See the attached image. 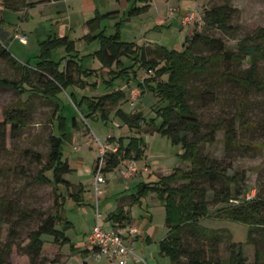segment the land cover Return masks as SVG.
Returning a JSON list of instances; mask_svg holds the SVG:
<instances>
[{"label": "rangeland", "instance_id": "obj_1", "mask_svg": "<svg viewBox=\"0 0 264 264\" xmlns=\"http://www.w3.org/2000/svg\"><path fill=\"white\" fill-rule=\"evenodd\" d=\"M165 3H167L165 15L168 18L164 17L163 22H157L155 19L159 16L158 11H163ZM0 4L9 8L25 7L20 0H0ZM222 5L229 6L233 11L230 23L233 31L227 34L216 29H208L203 23L205 10ZM10 14L11 17L16 18V23L13 24V20L10 19L0 24V41L19 63L33 67L38 61L40 49L39 42L30 33L33 22L23 21L20 26L23 12L18 15L12 12ZM190 14H195L196 19L183 24V19ZM115 23L106 21L102 23L101 29H105L108 35L112 34L115 31ZM263 27L264 0H153L151 10L147 9L144 13L132 18L129 23L121 24L119 32L121 41L133 42L137 46L149 44L162 45L167 49H181L184 38L192 36L197 31L210 38L221 39L228 50L234 51L241 39ZM15 29H18V34H24L29 41L25 44L14 41ZM80 36V34L72 35L70 40L81 59L82 69L94 70L98 77L107 78L106 71L101 70V64L93 54L99 47L98 42L87 43ZM195 53L206 55L209 52L206 48L199 47ZM65 55V47L56 48L51 53L52 60L60 65H63ZM121 61L124 65L131 64L126 58H122ZM247 67L248 63L241 66L220 65L206 74L192 78L187 84L189 104L202 125L203 133L208 131L210 124L220 121L226 122L227 127L235 130L233 149L225 151L224 130H220L215 135L214 143L205 145V152L217 160L220 166L229 167L228 175L238 179L236 187L243 191L241 198H251L256 194L264 197V94L238 88L232 82L222 79L220 74L225 71L239 75ZM135 73V80L130 74L129 81L114 79L110 86L99 82L96 87H70L62 91L55 100L60 106L61 116L66 119L64 129L66 138L61 148V159L70 167V172L64 176L68 185L58 183L55 186V193L60 197L59 214L73 224L65 231V235L74 243L81 239L82 232L88 226L95 224L92 188L94 168L102 148L104 152L116 150L117 145L108 143L109 138L122 139L125 146L131 139H138L145 143V146H143V158L135 162L133 165L135 171L129 177L121 175V171L128 169L127 161L122 162L112 172L104 173L106 181L99 188V209L102 215L101 223L104 226L106 225L105 217L111 208L115 205L118 207L120 204H129L126 197L135 193L138 184L154 182L160 175H168L174 168L187 166V163L181 161L178 156L181 153V147L173 145L167 137L153 132L147 125L151 119H154L155 124L160 122L155 111L163 104L151 91H144L134 107L130 106L127 96L117 106H107L109 116L105 122L99 116H86L83 119L68 98L70 93H74L79 101L82 97H97L113 90H120L126 94L130 88L137 87L138 81L154 78L152 73L141 68H136ZM20 74L18 69L0 62V77L19 80ZM258 76L264 79V61L259 63ZM167 77L163 74L161 79L166 81ZM33 83L37 85L36 80ZM29 94L28 92L21 97L12 90H0V122L3 121L4 111H9L16 103L29 100L27 126L17 135L9 134L6 140V151L0 148V248L7 243L13 245L11 254L5 259L4 264H29L24 246L28 242L29 234L37 229L41 220V218H33L29 221H21L14 213V207L40 211L43 218L57 210L52 186L32 183L31 178L39 171V167L24 154L25 151L36 152L43 156V163L47 161L48 139L51 135H57L56 122L53 120L55 103L47 101L37 93ZM81 109L86 113L84 106ZM118 109L128 114L140 113L145 124L141 125L139 131L130 130L115 117ZM72 117L76 120V127L71 125ZM46 175L51 176L50 173ZM121 198L124 199L120 202ZM206 201L210 206V214L207 219L200 221V226L207 230H215L223 237L213 250L204 239L184 233L185 246L209 250L214 259L223 261L229 254L227 248L229 243H241L243 255L251 264L254 259V247L246 242L248 228L226 218L217 219L216 210L222 206L213 204L211 192L207 193ZM146 209L153 213L154 224L159 226L155 240L157 242L165 236L167 228L164 209L153 196L142 198L140 203L132 206L131 220L138 225L140 216ZM253 237L260 241V233L254 234ZM82 247L87 249L86 240H83ZM258 247L264 249V244H259ZM54 250L56 248L51 249L46 245L42 256L49 261H56L58 255ZM136 254L145 261V264H169V259L159 254L157 243L150 247L147 254L138 251Z\"/></svg>", "mask_w": 264, "mask_h": 264}, {"label": "trees", "instance_id": "obj_2", "mask_svg": "<svg viewBox=\"0 0 264 264\" xmlns=\"http://www.w3.org/2000/svg\"><path fill=\"white\" fill-rule=\"evenodd\" d=\"M129 1L136 3V1L143 0ZM147 8V6L132 5L125 16L127 19L138 16ZM12 9L16 11L18 8L13 7ZM232 14L233 11L227 5L214 6L204 11V26L225 34L230 33L233 31L230 26ZM115 15L116 13H96L94 18L86 24L89 33L82 37V40L87 43L98 42L99 47L93 54L99 60L101 70L106 71L107 78L98 77L94 70L82 69L81 59L74 50L73 42L67 37H49L40 42L38 61L33 67L19 63L0 43V62L13 66L21 73L19 80L0 77V90H12L21 97L28 92L29 95L37 93L47 101L55 103L53 120L56 122L57 135H51L48 139L47 161L43 163V156L36 152L25 151L24 154L28 155L39 167V171L31 178L32 183L52 186L57 210L52 215L43 218L40 211L14 207V213L21 221L41 218L40 225L29 234L28 242L24 246L29 264L54 263L55 260L49 261L42 256L45 246L48 245L51 249L56 248L54 251L59 256V249L70 244L65 231L73 226L70 221L59 214L60 197L55 193V186L58 183L68 185L64 176L70 172L69 164L61 159V148L66 138L64 132L66 119L61 116L60 106L55 100L62 91L70 87H96L99 82L110 86L114 79L129 81L130 74L135 80L136 68L144 69L152 73L154 77L137 82L141 95L146 90L151 91L163 103L155 111L160 122L155 124L154 119H151L147 125L153 132L167 137L173 145L181 147V153L178 156L181 161L187 163V166L186 168H174L168 175L161 176L154 182L138 184L135 193L126 197L130 203L120 204L108 215V220L112 222L113 227H124L130 224L128 208L140 203L142 198L153 196L164 209L167 234L159 242V254L167 257L169 264H249L243 255L241 243H229L227 247L229 254L223 261L214 259L209 250L185 246L184 233L204 239L213 250L223 237L215 230H207L200 226V221L207 219L210 214L206 195L211 192L213 204L222 206L216 210L215 217L217 219L226 218L246 226L248 228L246 242L254 247V259L251 264H264V249L258 247L259 244H264V197L256 194L251 198H241L243 191L236 187L238 179L228 175L229 167L220 166L217 160L205 152V145L213 144L215 135L220 130H224L225 151L233 149L235 130L227 127L226 122L220 121L210 124L208 131L203 133L202 125L189 104L187 89L189 80L206 74L220 65L241 66L248 63V67L241 74L224 71L220 77L243 90H253L264 94V79L258 76L259 63L264 61V27L241 39L234 51L228 50L221 39L210 38L197 31L192 36L184 38L181 49H167L162 45L137 46L133 42L121 41L120 21L115 23L114 33L106 34V30L101 29L102 23L113 20ZM2 23L0 14V24ZM59 47H65L66 55L63 57V65L53 61L51 57L52 51ZM199 47L206 48L209 53L196 54L195 51ZM122 58H126L131 64L124 65ZM163 74L168 76L166 81L161 79ZM34 80L37 85H34ZM125 97V92L120 90H113L92 98L82 97L79 101L74 93L68 95L83 119L86 116H99L104 122L109 116L107 106L115 107ZM83 106L86 113L81 109ZM28 107L29 100H25L16 103L9 111L3 112V121L0 122L2 151H6V140L9 134L17 135L27 126ZM115 117L130 130L139 131L141 125L145 124L140 113L128 114L118 109ZM71 125L77 126L74 117L71 119ZM107 141L110 144H116L117 148L113 152H105L104 173L112 172L124 161L136 162L143 158L145 143L143 144L141 140L131 139L127 146L123 144L122 139L109 138ZM46 173H50L51 176L48 177ZM122 199L124 198L119 201L121 202ZM256 233H260L259 242L253 237ZM12 248L11 243L0 248V264L5 263ZM83 253L88 254L89 252L85 249Z\"/></svg>", "mask_w": 264, "mask_h": 264}, {"label": "crops", "instance_id": "obj_3", "mask_svg": "<svg viewBox=\"0 0 264 264\" xmlns=\"http://www.w3.org/2000/svg\"><path fill=\"white\" fill-rule=\"evenodd\" d=\"M21 4L24 5V8H19L16 11L12 8L0 6V14L2 16L3 22L9 21L12 19L16 23V18L11 17L10 13L19 14L23 12V15L20 19V26L23 21L25 22H33V27L30 30L31 36L36 39L37 42L45 41L49 37H67L69 40L72 38V35L80 34V38L86 36L89 33L87 22L94 18L96 13L100 14H110L116 13L112 22H119L121 20V24L123 25L125 22H130L132 18L135 16L128 18L125 21V14L131 8L132 5L136 7L147 6L149 10H151L153 0H143L141 2L129 0H20ZM24 3V4H23ZM25 4H29L26 6ZM1 5V4H0ZM167 3L163 4V11H158L159 16L155 20L157 22H163L164 17L167 19L166 14V6ZM168 11V10H167ZM139 16V15H138ZM16 26V25H14ZM18 28V26H17ZM21 30V29H20ZM18 29H15V35L18 34ZM24 35V34H22ZM25 36V35H24ZM1 38V37H0ZM144 38V37H143ZM142 38V39H143ZM14 41L19 40L15 39ZM13 41V42H14ZM29 41L26 38L24 42H20L21 44H25ZM12 42V43H13ZM2 43V41H0ZM11 44V43H10ZM149 45V44H147ZM152 46V45H150ZM10 52V51H9ZM11 53V52H10ZM165 176V175H160ZM117 206L111 208L108 215L115 211ZM129 215H130V209ZM108 215L105 217V226L102 227L106 230H118L117 227H113L112 222L108 220ZM102 216V215H101ZM95 217V214H94ZM141 220L136 225L135 221L131 220L132 225L137 226L138 234L133 237L134 240V248L135 252H143L147 254L148 250L153 244L157 243L159 249V242L162 241L163 238L155 242L156 234L159 232V226L154 224V216L153 213L150 212L149 209H146L143 215L140 216ZM131 219V216H130ZM95 222V220H94ZM94 223L92 226H88L85 231L82 232L81 239L78 240L77 243H74L71 239H69L70 244L64 245L60 248L59 256L57 260L52 264H105V258L94 259L90 253H83L85 248L83 249V240H86L88 233L94 227ZM108 226V227H107ZM85 242V241H84ZM136 260L131 259L128 264H140ZM145 263V261H144ZM157 264V263H155Z\"/></svg>", "mask_w": 264, "mask_h": 264}, {"label": "built area", "instance_id": "obj_4", "mask_svg": "<svg viewBox=\"0 0 264 264\" xmlns=\"http://www.w3.org/2000/svg\"><path fill=\"white\" fill-rule=\"evenodd\" d=\"M195 14H190L183 19V24L189 23L195 20ZM15 39L20 42L26 40V36L15 35ZM131 107L137 105L141 91L137 87H132L126 93ZM99 145L100 142L96 139ZM104 149L101 150L95 168H94V179H93V193H94V214H95V225L88 233L86 237L87 251L91 254L94 259L105 258V264H128L133 259L143 264L144 260L141 259L135 252L133 237L138 234V229L132 224H127L124 227H117L118 230H106L101 225V212L99 209V188L105 183L104 175ZM127 171H121V175L129 177L135 169L133 165L135 162L127 161Z\"/></svg>", "mask_w": 264, "mask_h": 264}]
</instances>
